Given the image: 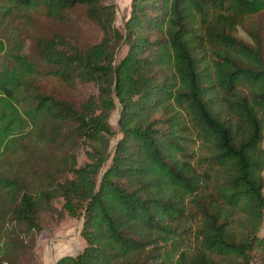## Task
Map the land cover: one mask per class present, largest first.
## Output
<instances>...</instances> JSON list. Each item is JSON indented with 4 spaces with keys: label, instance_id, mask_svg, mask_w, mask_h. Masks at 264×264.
Returning a JSON list of instances; mask_svg holds the SVG:
<instances>
[{
    "label": "trees",
    "instance_id": "trees-1",
    "mask_svg": "<svg viewBox=\"0 0 264 264\" xmlns=\"http://www.w3.org/2000/svg\"><path fill=\"white\" fill-rule=\"evenodd\" d=\"M109 1L0 0L64 26L85 7L102 34L39 38L35 62L20 40L0 69V264L38 261L67 214L85 246L57 264H264V0H132L122 30Z\"/></svg>",
    "mask_w": 264,
    "mask_h": 264
},
{
    "label": "rangeland",
    "instance_id": "rangeland-1",
    "mask_svg": "<svg viewBox=\"0 0 264 264\" xmlns=\"http://www.w3.org/2000/svg\"><path fill=\"white\" fill-rule=\"evenodd\" d=\"M109 2L117 7L116 26L122 30L126 19L130 16L132 0H110ZM70 20L65 26L53 23L42 6L23 11L15 10L12 15H1L0 41L4 42L7 51L0 56V69L8 62L7 56L11 50V45L20 40L26 41V52L35 62L36 42L39 38L61 32L74 36L84 47L92 46L102 39L98 26L88 19L85 7H77L71 10ZM255 20L260 24L264 35V13L258 15ZM238 35L248 39L247 34L242 29H239ZM126 52L127 49L123 48L118 54V58L120 59ZM41 88L59 99L71 100L76 103L98 94V89L94 84L79 83L76 88H70L54 77L42 80ZM119 118L120 109L116 110L111 117V124L115 130H118ZM115 145L116 138H113L112 147L114 148ZM79 161L82 165L87 162L84 150L79 152ZM63 205L64 201H59L56 204L58 208H62ZM83 222L82 216L75 217L67 214L66 220L60 225L51 224L53 230H46L36 238L34 255L39 262L31 260L29 255H26V261L29 264H57L62 257H75L80 254L85 246V241L81 236ZM258 236L260 239H264V224ZM252 264L260 263L255 260Z\"/></svg>",
    "mask_w": 264,
    "mask_h": 264
}]
</instances>
